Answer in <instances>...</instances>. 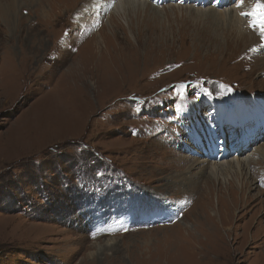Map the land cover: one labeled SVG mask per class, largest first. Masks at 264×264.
<instances>
[{"label": "rangeland", "instance_id": "1", "mask_svg": "<svg viewBox=\"0 0 264 264\" xmlns=\"http://www.w3.org/2000/svg\"><path fill=\"white\" fill-rule=\"evenodd\" d=\"M134 2L113 18L95 0H0V264H264V109L243 106L258 139L244 151L231 130L230 152L223 133L216 163L193 104L264 103L259 24L240 0ZM232 21L248 47L226 44ZM176 199L182 217L152 224L151 202Z\"/></svg>", "mask_w": 264, "mask_h": 264}, {"label": "bare ground", "instance_id": "2", "mask_svg": "<svg viewBox=\"0 0 264 264\" xmlns=\"http://www.w3.org/2000/svg\"><path fill=\"white\" fill-rule=\"evenodd\" d=\"M135 0H95V2L97 3V5L96 4H94V6H100L99 8H100V10H102V11H104V10H106V9H110L111 7L113 8V10H112V16H113V18H116V17H119L120 15H121V13L123 12V10H124V8H126V7H131V8H133V7H135L134 6V4H135V2H134ZM258 2V0H243V4H242V6L241 7H239V10H236L235 12H233L234 14H236L237 15V13H239L240 11H248L247 13H250L251 12V9L250 8H248V5L249 4H256ZM99 3V4H98ZM230 3V0H227L226 1V4H229ZM91 4V3H90ZM89 4V5H90ZM143 5V4H142ZM92 10V9H91ZM95 10V9H94ZM99 10V9H98ZM215 10V9H214ZM213 10V11H214ZM97 12V11H96ZM244 13V12H243ZM209 15H211V14H209ZM213 15V14H212ZM211 15V16H212ZM216 15V14H215ZM225 15V14H224ZM233 15V14H232ZM96 16V15H95ZM219 16V15H218ZM97 18L96 19H100V16H96ZM216 17V16H215ZM213 18V17H212ZM224 18V17H223ZM229 19H231V16H229ZM218 20V19H217ZM224 21V20H223ZM230 22V21H229ZM234 24H235V26L234 27H237L238 28V30H239V32H237L238 34H234V36L233 37H231L227 42H226V44H228V42L229 41H231V40H233V41H237V42H239V44H237L236 46H238V47H240L241 45H246L247 47L251 44V43H253L254 42V37L252 36V35H250V33H248V31H246L245 29H243V26L241 27V25H240V23H236L235 21H232ZM95 24V23H94ZM108 25H107V27L109 26V23H107ZM218 24H219V22H218ZM217 24V21H216V23H215V26H219ZM221 26V25H220ZM223 28V27H222ZM230 31V30H229ZM230 43V42H229ZM226 46V45H225ZM235 47V46H234ZM233 47V48H234ZM237 47V48H238ZM244 49V48H243ZM249 49V48H248ZM225 50V49H224ZM245 50V49H244ZM255 52V51H254ZM230 53V52H229ZM241 53V52H240ZM245 53V52H244ZM247 53V52H246ZM251 53V52H250ZM248 54V53H247ZM261 58V60H262V62L264 61V57H260ZM82 59H84V58H82ZM87 60V62H89L91 59H89V58H87L86 59ZM260 60V61H261ZM254 61V60H253ZM259 61V63L261 64L262 62H260ZM250 62V61H249ZM236 63V62H235ZM254 63L255 64H257V60L255 59V61H254ZM237 65V64H236ZM243 68V67H242ZM262 70V69H261ZM257 72V71H256ZM216 163H218V160L216 161ZM208 164H206L205 166H202V167H200L199 169H201V170H204V169H206V166H207ZM205 167V168H204ZM212 168H210V173H211V175L212 176H214V177H216L217 176V173H218V170H217V168H215V166H211ZM263 181H264V178H263ZM26 233V232H25ZM6 240V239H5Z\"/></svg>", "mask_w": 264, "mask_h": 264}, {"label": "snow or ice", "instance_id": "3", "mask_svg": "<svg viewBox=\"0 0 264 264\" xmlns=\"http://www.w3.org/2000/svg\"><path fill=\"white\" fill-rule=\"evenodd\" d=\"M210 2H211V0H210ZM242 4H243V0H240V2L237 3V7H241ZM257 9H264V5L258 3L256 5H254L253 10L250 13L241 12L240 14H241V16H250L253 18V21H252V24L250 25V27H255V26H257V24H259L260 37H261V39H264V21H258L256 19ZM262 47H264V46H262ZM252 50L255 51V49H252ZM183 87H184V85H180V88H183Z\"/></svg>", "mask_w": 264, "mask_h": 264}]
</instances>
